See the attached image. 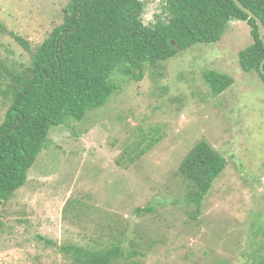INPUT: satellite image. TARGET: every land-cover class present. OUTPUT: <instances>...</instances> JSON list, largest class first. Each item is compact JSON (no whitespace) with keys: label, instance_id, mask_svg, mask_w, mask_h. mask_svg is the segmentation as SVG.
Segmentation results:
<instances>
[{"label":"rangeland","instance_id":"obj_1","mask_svg":"<svg viewBox=\"0 0 264 264\" xmlns=\"http://www.w3.org/2000/svg\"><path fill=\"white\" fill-rule=\"evenodd\" d=\"M71 0H0V57L28 66L65 21ZM143 21L162 0H142ZM254 38L232 21L215 44L180 52L141 81L117 74L107 104L52 129L27 183L0 203V264H73L61 246L100 249L122 239L135 264H256L264 256V82L239 53ZM234 84L215 96L204 73ZM0 90V124L9 108ZM206 141L227 167L201 211L186 201L180 165ZM141 151L144 154H141ZM141 154V155H140ZM149 208L151 212H137ZM47 241H52L53 245Z\"/></svg>","mask_w":264,"mask_h":264},{"label":"trees","instance_id":"obj_2","mask_svg":"<svg viewBox=\"0 0 264 264\" xmlns=\"http://www.w3.org/2000/svg\"><path fill=\"white\" fill-rule=\"evenodd\" d=\"M264 23V0H239ZM163 11L145 25L142 0H71L65 21L32 51L31 64L7 65L0 57V90L10 105L0 124V203L8 202L27 183L29 172L47 145L53 128L82 121L87 112L107 104L119 87L118 73L141 81L145 67H161L180 52L199 44L218 43L232 21L247 23L254 43L239 53L242 69L257 72L264 43L257 22L233 0H162ZM204 80L218 96L234 84L215 70ZM141 154H144L141 151ZM140 154V155H141ZM227 167V160L206 141L197 143L180 165L186 201L201 211L205 197ZM152 209H138L137 212ZM119 241L100 249L61 246L73 264H135L136 251ZM53 245L52 241H47ZM256 264H264V256Z\"/></svg>","mask_w":264,"mask_h":264},{"label":"water","instance_id":"obj_3","mask_svg":"<svg viewBox=\"0 0 264 264\" xmlns=\"http://www.w3.org/2000/svg\"><path fill=\"white\" fill-rule=\"evenodd\" d=\"M234 3L236 4V6L243 11L244 13H246L247 15L250 16V18L254 19L257 22V26H258V30H259V35L261 40L264 43V23L262 22V20L250 9L246 8L245 6L242 5V3L239 0H233ZM260 70L261 73L264 76V60L260 66Z\"/></svg>","mask_w":264,"mask_h":264}]
</instances>
